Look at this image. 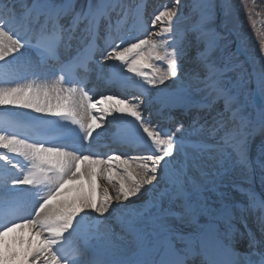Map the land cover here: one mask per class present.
I'll return each instance as SVG.
<instances>
[{
	"label": "snow or ice",
	"instance_id": "6c2138e0",
	"mask_svg": "<svg viewBox=\"0 0 264 264\" xmlns=\"http://www.w3.org/2000/svg\"><path fill=\"white\" fill-rule=\"evenodd\" d=\"M144 7L0 0V75L10 85L0 109L37 114L39 129L79 125L89 147L102 127L94 112L126 114L147 152L132 163L0 129V200L26 213L0 228V264H264V141L250 155L264 135V58L249 67L227 51L217 23L227 0H174L151 18ZM126 18L145 32L160 26L157 38L122 34ZM85 52L89 71L118 65L142 91L96 103L86 87H64L62 73ZM58 73L50 85L23 82ZM17 229L27 232L9 241ZM113 240L121 244L109 257L103 242Z\"/></svg>",
	"mask_w": 264,
	"mask_h": 264
},
{
	"label": "rangeland",
	"instance_id": "374dc122",
	"mask_svg": "<svg viewBox=\"0 0 264 264\" xmlns=\"http://www.w3.org/2000/svg\"><path fill=\"white\" fill-rule=\"evenodd\" d=\"M173 2L174 0H162L158 3L160 6L159 11L163 10L165 6H171ZM227 3L229 5V10L227 12L221 11L218 13L217 17V23L220 26L222 36H224V43L227 45V51L232 53L238 40L237 36H239L242 45L245 47L244 50L248 53V57H250L253 66L258 67L260 59L264 58V0H227ZM159 31L160 26L153 28L151 30L152 34L150 33L148 37L157 38L156 33ZM238 61L245 62L246 66L250 67L249 63L243 58ZM150 90L147 92H151ZM256 102L259 103V98H257ZM21 111L23 110L21 109ZM255 140L256 139H253V141ZM261 140L264 141V139ZM261 140L258 141L259 145L262 142ZM258 174L259 171L256 172L255 177L257 187L259 181ZM255 230L259 231V227L255 226ZM116 231L118 232L119 229ZM15 232L18 233L12 234L14 237L25 234L24 230L21 231L20 229Z\"/></svg>",
	"mask_w": 264,
	"mask_h": 264
},
{
	"label": "bare ground",
	"instance_id": "6f19581e",
	"mask_svg": "<svg viewBox=\"0 0 264 264\" xmlns=\"http://www.w3.org/2000/svg\"><path fill=\"white\" fill-rule=\"evenodd\" d=\"M145 7H146V5H145ZM144 7V8H145ZM115 67V69H116V71L120 74V76H121V79L125 82V83H128L129 85H130V87L132 88V89H135V90H137V91H142L141 89H138V88H136V87H134L133 86V84H132V81H136V82H138V83H144L142 80H140V78H137V77H135L134 76V74H131V73H126V71H123L118 65H116V66H114ZM121 72H123V75H121ZM161 87H163V86H161ZM151 88H149V90H150ZM145 94H147V91H149L148 90V86L145 84ZM0 111H2V109H0ZM13 113H15V114H19V115H21V116H25V117H27V118H30L31 116H33V113L32 112H30V111H27V110H23V111H21V109H14L13 111H12ZM131 119V118H130ZM254 139H256L255 141H253V144H252V147H251V153H250V155H251V157H253L252 159H255L256 158V156L258 155V151H259V144H258V141L259 140H261V139H264V135H261L259 132H257V134L255 135V138ZM262 141V140H261ZM260 141V142H261ZM131 162H132V160H130ZM132 163H135V162H132ZM3 170V168L2 167H0V171H2ZM259 170L257 169V172H258ZM259 175V174H258ZM103 183H105L106 184V182H103ZM75 186L74 185H71V186H69V188H74ZM71 193H69L68 195H70ZM137 203H139L138 201H137ZM102 219V218H101ZM250 224V226H249V228H253V226H254V224H252V223H249ZM18 230V229H17ZM252 231H253V229H252ZM26 232H27V229H26V231L24 230V233L26 234ZM23 233V232H22ZM18 236V235H17ZM16 237V236H15ZM14 238V236L12 235V233H9V235H8V237H7V239L9 240V241H11L12 239ZM240 239L241 238H239L238 237V243H240ZM121 244V241H119V240H113L112 242H108V241H104L103 242V245H104V248H103V252L106 254V255H108L109 257H111V256H113V255H115L116 253H117V251H118V246Z\"/></svg>",
	"mask_w": 264,
	"mask_h": 264
}]
</instances>
